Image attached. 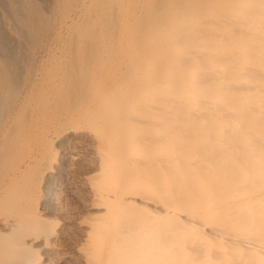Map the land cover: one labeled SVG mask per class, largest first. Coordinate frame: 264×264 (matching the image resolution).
<instances>
[{
    "label": "bare ground",
    "instance_id": "obj_1",
    "mask_svg": "<svg viewBox=\"0 0 264 264\" xmlns=\"http://www.w3.org/2000/svg\"><path fill=\"white\" fill-rule=\"evenodd\" d=\"M98 2L106 40L77 34L61 75L73 107L55 105L94 157L74 192L80 264H264V0ZM12 66L1 54L0 264H37L32 242L55 235L43 213L78 156L25 155L34 128L13 116Z\"/></svg>",
    "mask_w": 264,
    "mask_h": 264
},
{
    "label": "rangeland",
    "instance_id": "obj_2",
    "mask_svg": "<svg viewBox=\"0 0 264 264\" xmlns=\"http://www.w3.org/2000/svg\"><path fill=\"white\" fill-rule=\"evenodd\" d=\"M93 1L0 0V56L2 54L4 58L11 62V65H13L12 68L14 67V69L16 71L18 70L17 72L20 73H18L20 84L18 90H20L19 92L21 93L19 95L20 104L17 103L15 106L13 116L15 115L14 117H17L18 119L22 117L21 113H27L30 126L34 128L33 130L36 132L32 131L33 143L30 146H26L25 155L34 156L39 151V147L43 149L44 145L48 147L50 144V146H52L50 147L51 151H53L52 153L57 156V159L61 156L63 153L62 151L64 150L67 152L69 150V153H67L68 155L78 156V158L74 159L71 164H69V168L65 171V175L63 177L65 181L63 183L60 182V184L57 185L59 193L57 192L58 195L56 194L55 197L54 211L52 210L53 212L50 211L43 213L45 220L50 222V226L53 229L52 231L55 232L54 237L49 239L48 247H44L43 237L39 238L35 242L29 241L30 239H26L27 242H32V246L34 247L32 250L39 256V262L37 264L81 263V259L79 258L81 250H79L80 248H77L81 247V238H77V240L76 233H79V230L85 227L79 224V219L77 218V216L80 215L78 212L80 210V207H78V205H80V197L77 195L75 196L74 192L77 193L78 191L79 194H84L86 191V187L82 181V176L91 170L92 166L90 162L92 163L94 157L93 155L91 156L92 147L90 146L91 142L89 141V136L86 135L87 129L83 127H80L81 129L74 128L72 129L73 131L70 132V129L66 131L58 126L60 123L58 124V120L55 118V105L62 100V106L64 105L63 107H66L64 108L65 110L62 109L65 113L71 112V108L73 107L71 106L72 104L68 102L67 98H63L70 82H68V77H61V75L69 73L71 60V55L69 54H71L72 49L74 50L76 47V43L80 38L79 36L83 35L86 41L92 40V42H96V35L99 39L103 38L104 41L106 40L107 28L104 27L103 22H101L102 17L105 16L103 15L104 10H102L103 4H100L99 2L101 1L102 3L108 0H97L99 1L98 6L95 4L92 6L91 3ZM136 1L124 0L121 6L120 1L118 0L117 4L115 3L113 8L120 10L127 6V8L132 11L134 9V2ZM26 2L28 4H26ZM27 5L28 7H26ZM137 13L139 15V12ZM25 17L27 19H24ZM104 19H106V17H104L103 20ZM25 20L27 25L24 23ZM99 21L101 23H99ZM137 24L138 20H132L129 22V26H126L130 29L131 27L134 28ZM22 29L24 30V33L22 32ZM77 34H79V36ZM71 42L73 44H71ZM100 50H103V48H100ZM112 67L110 70L114 68ZM65 68H68L69 70ZM63 70H65V73L62 72ZM57 72H60L58 74L60 77L57 75ZM53 77H56L55 80ZM57 78H59L58 82ZM65 79L67 80L65 81ZM62 81L64 82L62 83ZM56 82L58 84H56ZM65 82L66 85L64 84ZM57 85L60 86L58 87ZM61 87L63 89H61ZM62 94L64 95L62 96ZM64 99L67 100L65 101ZM50 102L52 106L54 105V108L50 105ZM66 105L69 106L67 107ZM45 109H47V111L49 110L48 115H50L48 117H44V114L40 113ZM50 109L55 110V112H52ZM52 113H54V115H52ZM76 114H78L77 111ZM48 118L50 120H48ZM43 123L47 124L44 125ZM37 128L38 130L36 131ZM35 134L37 135L35 136ZM41 136L46 137L47 141L46 139H42L44 137ZM44 141L46 142L44 143ZM41 144L43 145L41 146ZM65 183H68L70 187L68 188L65 186ZM1 191L2 189L0 190V193ZM70 192H73V194ZM4 214H6L5 211H1L0 218L4 217ZM162 214L164 215V212ZM1 229L2 225L0 223V230ZM36 249H38V251Z\"/></svg>",
    "mask_w": 264,
    "mask_h": 264
}]
</instances>
